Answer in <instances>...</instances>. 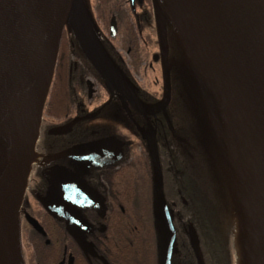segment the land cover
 I'll list each match as a JSON object with an SVG mask.
<instances>
[{"label": "flooded vegetation", "instance_id": "obj_1", "mask_svg": "<svg viewBox=\"0 0 264 264\" xmlns=\"http://www.w3.org/2000/svg\"><path fill=\"white\" fill-rule=\"evenodd\" d=\"M146 2L127 0L115 4L116 13L105 21L98 17V3L94 0L92 29L130 82L136 97L152 104L162 96V69L153 6L150 4V12ZM112 19L115 25L113 36L110 33ZM126 31L130 32L124 33ZM68 36L71 51L69 68L54 69L46 98L49 103L46 108L45 101L35 142L40 160L28 178L19 219L23 233L27 231L31 237L36 254L42 253L43 249H39L41 242L49 244L48 232L54 234L56 230H63L67 243L62 246L56 264H75L76 253L83 257L84 264H92L93 261L108 264L97 252L95 234L98 232L105 239V227L117 210L124 211L120 202L137 199L134 195L136 190L142 198L149 194L153 200V173L147 149V138L153 135L160 161L163 194L167 200L169 105L155 116L137 110L120 93L109 89L101 73L82 53L74 36ZM165 36L172 81L173 57L166 24ZM126 38L130 44L127 48L124 47ZM154 55H157L156 59ZM124 56L129 64L121 62ZM151 75L154 76L153 86L148 80ZM149 86L154 88L151 92ZM61 95L65 97L63 105L59 104ZM65 125L68 126L66 131L53 132ZM146 131L150 132V137ZM109 137L116 139L114 150L118 156L101 164V140ZM161 142L164 146L162 155ZM68 152V156L57 158ZM146 158L149 161H144ZM73 216H79L81 220ZM28 218L33 221L29 222ZM67 227L81 240L84 248L67 232Z\"/></svg>", "mask_w": 264, "mask_h": 264}, {"label": "water", "instance_id": "obj_2", "mask_svg": "<svg viewBox=\"0 0 264 264\" xmlns=\"http://www.w3.org/2000/svg\"><path fill=\"white\" fill-rule=\"evenodd\" d=\"M215 1L236 66L244 82L264 166V0ZM73 2L74 0H0V264H25L21 253L18 212L16 216L18 246L14 237L8 189L9 162L20 120L29 104L36 101L45 90L41 120L65 28L69 35L74 36L89 63L101 73L109 89L116 90L137 110L155 116L158 112H164L170 103L171 80L165 18L171 19L176 31L179 29L165 10L169 6L168 0H165L166 6L163 0H152L162 69V96L152 104L142 102L136 97L130 82L102 47L91 27L93 21L86 13L82 0L80 25L76 28L67 22ZM110 33L112 36L115 34L113 19ZM184 43L191 53L186 41ZM191 55L193 56L192 53ZM156 58L157 55H154V59ZM193 58L198 62L196 57ZM221 102L229 116L224 102L222 100ZM67 129L68 126L65 125L55 128L53 132H64ZM115 141L113 137L101 140V164L117 158L118 153L114 150ZM147 149L153 173V219L161 264H169L168 257L173 249L174 236L172 238L169 218L171 214L168 213L163 194L162 173L154 135L147 138ZM69 154L63 153L57 158H64ZM73 218L81 220L79 216ZM28 221L33 220L28 218ZM67 232L84 248L81 240L68 227ZM189 241L196 264H204L202 252L192 229L189 230Z\"/></svg>", "mask_w": 264, "mask_h": 264}, {"label": "trees", "instance_id": "obj_3", "mask_svg": "<svg viewBox=\"0 0 264 264\" xmlns=\"http://www.w3.org/2000/svg\"><path fill=\"white\" fill-rule=\"evenodd\" d=\"M125 1L127 0H97L98 17L107 21L112 13H116L115 4ZM127 32L129 33L130 31L124 33ZM170 34L175 40L173 45L175 52L171 53L174 61L171 64L173 68L171 71L173 72L176 65H185L186 69H189V59L180 47L176 34L173 30H170ZM69 41L68 33L64 31L55 69L69 68L71 52ZM127 46L129 47L130 44L126 38L124 47L127 48ZM121 62L129 64L125 56ZM176 62L178 63L175 64ZM58 98L59 104L63 105L64 95ZM47 100L46 108L49 103ZM168 123L169 197H166L165 203L168 209L171 210L170 221L174 235L173 249L168 257L169 264H196L189 241L190 229L196 235L204 264H230L228 250L223 238V228L221 225H216L219 221L221 223L217 212L220 214L221 205L226 200V186L220 172L221 170L216 171L213 168L210 170V168L207 172L203 170V174H197V177L194 174L192 175L187 164L183 161L182 153L176 140V133L179 132V129L175 127L170 113ZM162 150L164 152V146H162L161 142L160 155L163 154ZM145 160L149 161L148 158ZM138 161L141 160L139 159ZM134 195L138 198L120 202L124 211L117 210V214L105 227L103 233L106 235L105 239L101 237L100 233L96 232L95 244L97 252L100 257L102 254L108 264H161L158 238L153 219L152 198L149 194L148 197L142 198L137 190ZM194 210L196 213H194ZM213 214L215 215V225L208 220ZM46 237L49 238V244L41 242L39 249H43L42 255L36 254L35 264H56L61 256L62 246L67 243L66 233L63 230H56L54 234L48 232ZM38 247L39 243H37ZM75 258V264H84L81 255L76 253ZM92 264L101 263L93 261Z\"/></svg>", "mask_w": 264, "mask_h": 264}, {"label": "bare ground", "instance_id": "obj_4", "mask_svg": "<svg viewBox=\"0 0 264 264\" xmlns=\"http://www.w3.org/2000/svg\"><path fill=\"white\" fill-rule=\"evenodd\" d=\"M168 2L169 6L165 10L228 111L242 206L244 236L241 254L244 264H264V166L252 110L218 5L215 0ZM80 19V0H74L67 22L77 28ZM45 93L44 90L23 114L9 162L8 189L17 246L19 235L16 216L31 165L37 164L38 156L34 148Z\"/></svg>", "mask_w": 264, "mask_h": 264}, {"label": "rangeland", "instance_id": "obj_5", "mask_svg": "<svg viewBox=\"0 0 264 264\" xmlns=\"http://www.w3.org/2000/svg\"><path fill=\"white\" fill-rule=\"evenodd\" d=\"M145 1H147L146 4H149V10L151 12L152 0ZM82 2L86 13L92 20L93 14L91 7L94 0H82ZM163 2L164 6H166L165 0H163ZM165 24L170 35L171 53L173 51L175 52L173 46L175 40L170 34V30H173L180 42V47L189 59V69H186L187 67L185 65H176L172 72V101L169 113L172 115L175 127L179 129V132L176 133V140L182 153L183 161L187 164L192 175L194 174L197 177V174H203L204 171L207 172L210 168V170H212V168L216 171L221 170L220 172L226 186L225 203L221 205L220 214L217 212V216H220L221 223L219 221L218 224H216L214 214L212 217H209L208 220L214 225H221L223 228V238L228 250L229 263L244 264L241 254L244 236L241 219L242 206L236 171L235 151L232 143L230 118L218 94L213 86H211L210 79L189 52L180 31H176L170 18H165ZM93 25L94 24H91V27H93ZM64 31H66V28L63 30V33ZM171 61L174 63L173 58ZM177 63L178 62L175 64ZM148 80L150 85L152 84L153 86L154 76H148ZM152 86L148 87L150 92L154 89H152ZM146 134L148 137L151 136L150 132L146 131ZM34 150L38 156L35 148ZM39 160L40 158L38 156L36 160L37 163ZM34 167V164L31 165L28 178L34 170ZM167 182L169 186V178ZM170 212L171 210L168 209L169 214H171ZM194 213H196L195 210ZM195 216L198 217L196 214ZM19 225L21 253L24 263L35 264L36 251L32 248L31 237L28 235L27 231L23 233L20 219ZM171 234L173 238L172 228Z\"/></svg>", "mask_w": 264, "mask_h": 264}]
</instances>
